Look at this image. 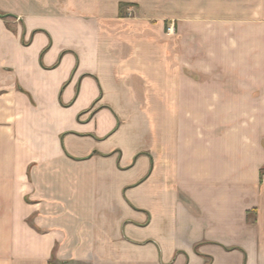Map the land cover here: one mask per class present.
<instances>
[{
  "label": "crops",
  "instance_id": "obj_1",
  "mask_svg": "<svg viewBox=\"0 0 264 264\" xmlns=\"http://www.w3.org/2000/svg\"><path fill=\"white\" fill-rule=\"evenodd\" d=\"M148 1L0 0V264H264V77Z\"/></svg>",
  "mask_w": 264,
  "mask_h": 264
},
{
  "label": "rangeland",
  "instance_id": "obj_2",
  "mask_svg": "<svg viewBox=\"0 0 264 264\" xmlns=\"http://www.w3.org/2000/svg\"><path fill=\"white\" fill-rule=\"evenodd\" d=\"M124 11L130 17L144 11L161 22L169 41L183 46L186 62L200 63L203 74L264 77V0H150Z\"/></svg>",
  "mask_w": 264,
  "mask_h": 264
},
{
  "label": "trees",
  "instance_id": "obj_3",
  "mask_svg": "<svg viewBox=\"0 0 264 264\" xmlns=\"http://www.w3.org/2000/svg\"><path fill=\"white\" fill-rule=\"evenodd\" d=\"M130 5H133V4H128V3H121V4H120V12H121V15L124 14V8H125L126 6H130ZM0 17L4 18V19H6V20H11V19H13L12 16H10V15H6V14H3V13H0ZM262 172H263V174H264V170H263Z\"/></svg>",
  "mask_w": 264,
  "mask_h": 264
},
{
  "label": "built area",
  "instance_id": "obj_4",
  "mask_svg": "<svg viewBox=\"0 0 264 264\" xmlns=\"http://www.w3.org/2000/svg\"><path fill=\"white\" fill-rule=\"evenodd\" d=\"M262 182L264 183V175H263V177H262Z\"/></svg>",
  "mask_w": 264,
  "mask_h": 264
}]
</instances>
